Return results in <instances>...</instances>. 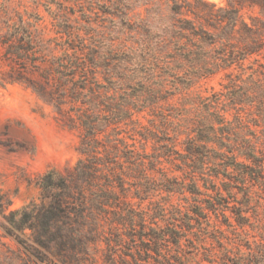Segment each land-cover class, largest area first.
<instances>
[{
	"label": "trees",
	"instance_id": "trees-1",
	"mask_svg": "<svg viewBox=\"0 0 264 264\" xmlns=\"http://www.w3.org/2000/svg\"><path fill=\"white\" fill-rule=\"evenodd\" d=\"M168 1L170 21L157 29L130 15L149 0L79 5L80 20L58 3L56 36L47 38L38 15L0 7V88L25 86L79 132L73 167L40 176L38 196L20 209L4 214L0 201V238L21 248V264H264V237L230 238L205 212L242 230L250 189L264 187V20L240 15L251 7L264 16V0ZM93 13L112 17L114 35L92 26ZM227 70L220 93L186 96ZM176 96L179 106L169 103ZM230 110L232 120L224 117ZM144 113L148 125L138 119ZM220 175L227 197L213 184ZM199 181L206 191L210 182L211 200L199 199L207 195ZM175 196L185 204H173ZM0 264L18 263L0 257Z\"/></svg>",
	"mask_w": 264,
	"mask_h": 264
},
{
	"label": "rangeland",
	"instance_id": "rangeland-1",
	"mask_svg": "<svg viewBox=\"0 0 264 264\" xmlns=\"http://www.w3.org/2000/svg\"><path fill=\"white\" fill-rule=\"evenodd\" d=\"M98 1L101 0H68V2L66 0H0V7H4L9 15L12 16L18 13L23 15L24 19H27L28 14L38 15L41 18L39 28L47 38L56 36L52 25L54 22L53 13H62L59 10L58 3H62L63 6L75 11L74 15L68 14L71 20L75 18L80 20L78 6L80 5L85 11H88V9L97 8L95 2L98 3ZM188 1L193 2V0ZM204 1L215 4L217 7H225L227 4L226 0ZM149 3L148 6H142L141 4L135 6L130 15L135 18L148 19L151 26L156 29L170 21V1L149 0ZM151 8L154 10L147 13L146 9ZM240 15L248 23L253 18L264 20V16L258 8L243 7L240 9ZM89 16L94 21L92 24L94 28L113 32L112 25L108 20L112 17L108 16V19L103 22L102 18L97 17L98 15L96 16L94 13ZM112 34L114 35V32ZM230 71H220L202 79L187 91L186 96L195 100L198 96L209 98L213 94L220 93L223 91V85L227 82L225 75ZM233 72L239 73L238 70H233ZM247 73H249V70ZM180 102V97L176 96L169 103L179 106ZM162 105L165 104L162 103ZM190 107L186 105L187 109ZM233 115L234 111L230 110L224 114V117L232 120ZM150 117L147 113H144L139 115L138 119L143 125H148L147 120ZM182 117L183 119L192 118L193 113H184ZM181 124L185 127L187 123L182 120ZM187 125L189 126V124ZM181 129L184 130L185 128ZM259 131V129H256L258 136ZM185 138L186 135L183 134L179 136L177 141V149L180 151L182 147L179 143H182ZM78 143L79 132L64 127L57 120L53 110L40 101L30 89L20 84H8L4 88H0V201L5 206L4 214L20 209L38 196L37 182L44 173L51 169L64 171L66 168L73 167L80 158V154L77 152ZM146 147L148 152L152 151L151 143H148ZM174 175L181 176L180 173H174ZM212 180L222 196L227 197V192L223 190V183L227 180L221 175ZM208 185L209 190L206 191L203 188V182H198L200 190L207 194L206 196H200L199 199L209 196L208 198L211 200V197L215 195V192L210 189V182ZM236 192L237 190H232L233 195ZM250 192L252 197L250 206L252 209L247 214L250 220L242 230L234 231L227 229L226 226H221L222 219L220 217L217 219L212 213L205 211L208 212L210 226L220 227L226 236L235 237L236 240L248 239L252 242L262 239L264 237V187L255 185L250 189ZM235 197L237 199L242 198V193L236 194ZM171 201L173 204H185L181 196H175ZM8 202L11 204L6 206ZM232 203H230V206L233 205ZM225 215L233 222V215L230 211H225ZM2 221V215L0 214V223ZM235 232H239L240 236H236ZM1 235L2 231L0 229ZM20 249L12 239L0 238L1 258L10 259L13 263L21 264L24 255Z\"/></svg>",
	"mask_w": 264,
	"mask_h": 264
}]
</instances>
